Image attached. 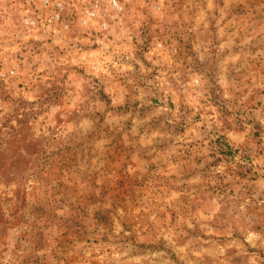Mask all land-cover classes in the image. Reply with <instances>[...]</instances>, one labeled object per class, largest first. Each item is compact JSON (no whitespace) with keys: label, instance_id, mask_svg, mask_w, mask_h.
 Listing matches in <instances>:
<instances>
[{"label":"rangeland","instance_id":"374dc122","mask_svg":"<svg viewBox=\"0 0 264 264\" xmlns=\"http://www.w3.org/2000/svg\"><path fill=\"white\" fill-rule=\"evenodd\" d=\"M61 1L0 0V264H264V0Z\"/></svg>","mask_w":264,"mask_h":264},{"label":"built area","instance_id":"2783aa9c","mask_svg":"<svg viewBox=\"0 0 264 264\" xmlns=\"http://www.w3.org/2000/svg\"><path fill=\"white\" fill-rule=\"evenodd\" d=\"M41 6L49 13L47 22L49 24L64 23L65 4L61 0H39ZM80 4V22L83 25L94 21L101 33L107 34L112 27L123 26V18L127 13V6L134 0H78ZM163 1V0H161ZM161 6V5H160ZM159 6V8H160ZM36 19L28 16L25 24L35 26ZM65 28H69L66 24Z\"/></svg>","mask_w":264,"mask_h":264}]
</instances>
